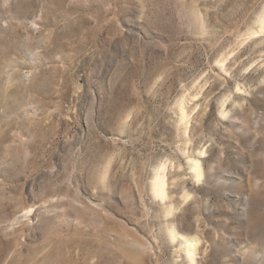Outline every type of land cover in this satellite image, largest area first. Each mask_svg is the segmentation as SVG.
<instances>
[{
  "label": "rangeland",
  "instance_id": "rangeland-1",
  "mask_svg": "<svg viewBox=\"0 0 264 264\" xmlns=\"http://www.w3.org/2000/svg\"><path fill=\"white\" fill-rule=\"evenodd\" d=\"M0 264H264V0H0Z\"/></svg>",
  "mask_w": 264,
  "mask_h": 264
},
{
  "label": "bare ground",
  "instance_id": "bare-ground-1",
  "mask_svg": "<svg viewBox=\"0 0 264 264\" xmlns=\"http://www.w3.org/2000/svg\"><path fill=\"white\" fill-rule=\"evenodd\" d=\"M198 162V161H197ZM192 163H194V162H192ZM196 163V162H195ZM200 163V162H199ZM198 163V164H199ZM198 164H197V166H198ZM196 165V164H195ZM200 166V165H199ZM194 167V166H193ZM200 168V167H199ZM201 169V168H200ZM158 177V176H157ZM163 179V178H162ZM163 183V182H162ZM164 184V183H163ZM165 190V189H164ZM190 243H193V242H190ZM195 245V244H194ZM190 247V246H189ZM191 248H193V245H192V247ZM191 250V249H190ZM189 252V251H188ZM190 252H193L192 250L190 251ZM193 254V253H192ZM193 257V256H192Z\"/></svg>",
  "mask_w": 264,
  "mask_h": 264
}]
</instances>
